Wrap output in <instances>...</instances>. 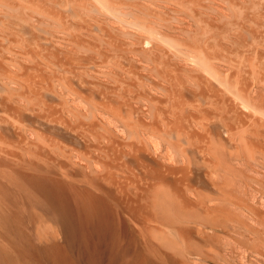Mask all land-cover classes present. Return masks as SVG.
I'll return each mask as SVG.
<instances>
[{"label": "bare ground", "instance_id": "1", "mask_svg": "<svg viewBox=\"0 0 264 264\" xmlns=\"http://www.w3.org/2000/svg\"><path fill=\"white\" fill-rule=\"evenodd\" d=\"M158 1L0 0V264H264V0Z\"/></svg>", "mask_w": 264, "mask_h": 264}, {"label": "rangeland", "instance_id": "2", "mask_svg": "<svg viewBox=\"0 0 264 264\" xmlns=\"http://www.w3.org/2000/svg\"><path fill=\"white\" fill-rule=\"evenodd\" d=\"M186 1H188V3L191 5V6H193V5H197L195 2H198L199 0H186ZM193 2V3H190V2ZM207 2H209V0H206ZM211 1V0H210ZM245 1V0H244ZM160 4H161V2H162V6H161V10H163V13H162V18H164V16L165 17H167V16H170V15H173V16H175V17H183L184 19H185V21H186V23H183V25L185 24V26L186 27H188V28H190V29H195V28H197V27H200V29H204V28H206L205 26H204V23H203V21L201 22H199V20H198V23L197 24H195V22H193L194 20H192V19H190V18H188V16L184 13L185 11V6L183 5V8H182V6H180L181 5V3H180V5H178V3H179V1H172V0H170V1H158ZM163 2H167L166 3V5L168 4V3H171L170 4V6L171 7H173L174 9H176L177 7H179V8H181V9H176V10H179L178 12H180V13H178L176 10V12L174 11L173 12V8H172V10L171 9H169L168 10V8H171L170 6H169V4H168V6H164L163 4H165V3H163ZM212 2H213V4H214V6H216V7H218L217 5H219L220 7H219V9L221 8V11H223V14H225V16H226V18L224 19V21H221L220 19H219V17L215 14V12H212V11H206L207 12V16H208V18L210 19V20H212V22L215 24V25H218V26H221L222 25V22H226L227 21V26L228 27H230V23L231 22H233L234 20H235V13H234V11L233 10H229L227 7H226V3H224L223 2V0H212ZM212 2H210V3H212ZM247 2V1H246ZM252 2V1H251ZM122 4H120V6L121 7H124V6H126V7H124L123 9H126L128 6V8H130L131 6H132V9H133V7H134V11H135V13L137 14V15H139V16H147V17H145V18H147V19H150V15L148 16V14H147V12L143 9L142 10V7L141 6H139L138 4H136V3H134V2H131V1H124V2H121ZM131 3H132V5H131ZM174 3H175V5H176V7H174L175 5H174ZM129 4V5H128ZM128 5V6H127ZM189 5V6H190ZM222 5H224V7H221ZM198 6V5H197ZM196 6V7H197ZM135 7H136V9H135ZM194 7V6H193ZM196 7H194V8H196ZM223 8V9H222ZM166 11H165V10ZM184 9V10H183ZM196 9H198V10H200V11H205V10H203V9H201L200 7H197ZM139 10H141V11H139ZM169 11V12H168ZM171 11L173 12V13H171ZM182 11V12H181ZM144 12V13H143ZM170 14H168V13ZM142 14V15H141ZM145 14H147V15H145ZM165 14V15H164ZM168 14V15H167ZM184 14V15H183ZM167 15V16H166ZM178 15V16H177ZM101 16V15H100ZM186 18H185V17ZM149 17V18H148ZM41 19L40 18V16H38V15H35V14H32V21H36V19ZM88 19H90V17L88 16L87 17ZM104 18V17H103ZM151 18H153V16L151 17ZM166 20H167V22L165 23V24H167V23H169L168 25L171 27V28H169V30H171V32L173 33V34H178L180 31H178V30H176L177 28H175L176 26L175 25H177L178 24V22L175 20V18H165ZM165 19L162 21L161 20V22H165ZM109 20V21H108ZM159 20V19H158ZM106 21V20H105ZM169 21V22H168ZM107 22H110V19H107ZM188 22V23H187ZM174 23H175V25H174ZM116 24V23H115ZM259 24H260V19L257 17L256 19H254V20H252V22H248V23H246V28L248 29V30H250V31H252V32H257L258 30H261V27L259 26ZM174 29V30H173ZM57 31V30H56ZM78 31H83L82 33H84V34H89V33H85V32H87V31H85L84 32V30H78ZM176 31V32H175ZM180 34H182L183 36H184V34L183 33H181L180 32ZM180 34H178L179 36H182V35H180ZM132 41H134V38L133 37H131L130 38ZM228 39V38H227ZM231 39V40H230ZM233 41H237V38H236V36L234 35V34H232L231 35V37L229 38V40H224V45L226 46V48L227 49H229V50H232L234 47H236V46H239L240 45V41L239 42H237V43H234ZM87 53L88 54H93V52L92 51H87ZM23 57L25 58V57H27V56H24L23 55ZM22 58V57H21ZM23 58V60L24 61H26V59H24ZM166 57L164 56L163 58H162V56L160 57V59H162V60H164ZM27 59H28V57H27ZM28 61V60H27ZM26 61V62H27ZM10 66V65H9ZM0 78H2V79H4V77L3 76H1L0 75ZM55 81H53L54 83L57 81L56 79H54ZM58 83V81L55 83V87H57L58 89L60 88V87H58V85H59V83ZM57 84V85H56ZM0 113L2 114V115H4L5 116V114H4V112H2V111H0Z\"/></svg>", "mask_w": 264, "mask_h": 264}]
</instances>
